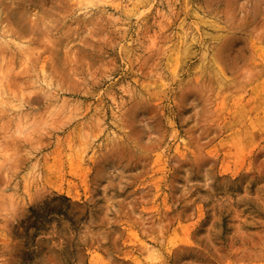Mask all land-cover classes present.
<instances>
[{
    "label": "rangeland",
    "instance_id": "obj_1",
    "mask_svg": "<svg viewBox=\"0 0 264 264\" xmlns=\"http://www.w3.org/2000/svg\"><path fill=\"white\" fill-rule=\"evenodd\" d=\"M0 264H264V0H0Z\"/></svg>",
    "mask_w": 264,
    "mask_h": 264
}]
</instances>
